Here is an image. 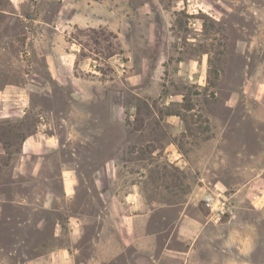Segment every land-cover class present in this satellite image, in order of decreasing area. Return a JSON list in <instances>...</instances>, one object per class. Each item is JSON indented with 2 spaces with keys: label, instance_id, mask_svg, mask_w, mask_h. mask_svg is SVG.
<instances>
[{
  "label": "rangeland",
  "instance_id": "rangeland-1",
  "mask_svg": "<svg viewBox=\"0 0 264 264\" xmlns=\"http://www.w3.org/2000/svg\"><path fill=\"white\" fill-rule=\"evenodd\" d=\"M100 26L123 53L80 55L77 28ZM68 57L73 72L60 83L48 62L57 69ZM5 89L22 92L25 112H0V264H65L63 247L89 255L105 189L94 174L106 160L114 192L152 204L160 247L167 225L188 219L204 228L172 235L195 238L192 264H264V0H0ZM37 127L59 146L22 159ZM63 168L77 173L74 198L63 195ZM218 182L223 213L202 203ZM70 215L86 218L77 242Z\"/></svg>",
  "mask_w": 264,
  "mask_h": 264
},
{
  "label": "crops",
  "instance_id": "crops-1",
  "mask_svg": "<svg viewBox=\"0 0 264 264\" xmlns=\"http://www.w3.org/2000/svg\"><path fill=\"white\" fill-rule=\"evenodd\" d=\"M108 25L113 28L119 35H122V29L116 27L113 18H107ZM74 61L70 57L61 60L57 69L53 68L48 62V70L53 79L63 83L70 78L73 72ZM20 94V95H19ZM19 95V98L16 96ZM25 97L22 92L11 90H0V112H7L5 118H16L25 112L22 104ZM19 102L14 105V101ZM24 111V112H23ZM55 134L45 132L42 127H37L32 134H27L21 142L20 155L25 159L30 154H39L46 149L57 148L59 141ZM41 159L42 157L39 156ZM114 160H106L105 167L99 173L94 174L95 182L104 181V190H100V207L95 215L97 226L94 234L90 237L92 251L85 258L76 257L80 248L73 247V251L68 247L60 248L57 251L58 257L62 258L65 264L73 260V264H115V261L122 256L128 249H133V255L128 256L131 264H161V259L178 260L179 264H192V245L195 238L192 235L174 236V232L180 233L184 229L198 232L204 228L201 222L195 223L188 219H181L170 222L169 232L166 235L165 243L159 246L160 232L150 230L152 218V204L147 203L138 192H122L117 194L112 190V180L117 172L111 171ZM42 164L36 162V166ZM99 173L98 177L97 174ZM62 191L67 198H74L78 191V176L71 168H63L61 173ZM110 184V187H109ZM124 198L127 201H124ZM86 223L84 215H73L68 217V224L73 228L72 236L75 242L81 239V229ZM176 229V230H175ZM164 238V239H165ZM181 240L186 249L173 248L169 245L171 240ZM169 245V246H168ZM191 245V246H190ZM205 264H219L217 262H206Z\"/></svg>",
  "mask_w": 264,
  "mask_h": 264
},
{
  "label": "trees",
  "instance_id": "trees-1",
  "mask_svg": "<svg viewBox=\"0 0 264 264\" xmlns=\"http://www.w3.org/2000/svg\"><path fill=\"white\" fill-rule=\"evenodd\" d=\"M75 38L83 45L80 55L85 58L95 54L103 59H109L124 52L120 36L109 26L77 28ZM85 49L89 51L86 52ZM75 68V73L79 74L77 63Z\"/></svg>",
  "mask_w": 264,
  "mask_h": 264
},
{
  "label": "built area",
  "instance_id": "built-area-1",
  "mask_svg": "<svg viewBox=\"0 0 264 264\" xmlns=\"http://www.w3.org/2000/svg\"><path fill=\"white\" fill-rule=\"evenodd\" d=\"M229 197L227 196L226 189L219 185V182L215 184L214 189H210L205 193L202 198V203L205 208L210 212H225L229 209Z\"/></svg>",
  "mask_w": 264,
  "mask_h": 264
}]
</instances>
